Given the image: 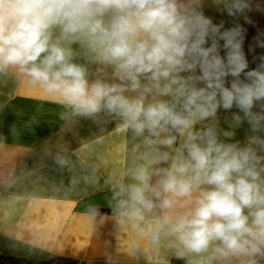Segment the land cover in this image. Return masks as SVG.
Returning <instances> with one entry per match:
<instances>
[{
  "label": "clouds",
  "instance_id": "9594fccd",
  "mask_svg": "<svg viewBox=\"0 0 264 264\" xmlns=\"http://www.w3.org/2000/svg\"><path fill=\"white\" fill-rule=\"evenodd\" d=\"M206 2L0 0V79L57 101L65 127L123 137L127 164L105 183L130 253L264 264V56L250 67L240 23L264 3L211 0L225 27Z\"/></svg>",
  "mask_w": 264,
  "mask_h": 264
},
{
  "label": "crops",
  "instance_id": "0c3cea01",
  "mask_svg": "<svg viewBox=\"0 0 264 264\" xmlns=\"http://www.w3.org/2000/svg\"><path fill=\"white\" fill-rule=\"evenodd\" d=\"M205 12L217 23L223 20L225 27L234 23L211 0ZM249 15L251 24L240 23L247 30L244 48L250 67H255L264 56L257 44L264 40V11ZM61 111L57 101L27 87L22 78L0 79V255L35 261L63 257L80 264H152L147 253H130L137 237L109 208L111 192L105 181L127 164L123 137L112 124L102 127L84 119L65 127ZM57 155L68 163L61 166ZM93 169L96 182L90 179ZM93 206L94 215L88 211Z\"/></svg>",
  "mask_w": 264,
  "mask_h": 264
},
{
  "label": "trees",
  "instance_id": "16d2710c",
  "mask_svg": "<svg viewBox=\"0 0 264 264\" xmlns=\"http://www.w3.org/2000/svg\"><path fill=\"white\" fill-rule=\"evenodd\" d=\"M70 260L63 257H54L46 261H35L22 258L5 257L0 255V264H69Z\"/></svg>",
  "mask_w": 264,
  "mask_h": 264
},
{
  "label": "built area",
  "instance_id": "2783aa9c",
  "mask_svg": "<svg viewBox=\"0 0 264 264\" xmlns=\"http://www.w3.org/2000/svg\"><path fill=\"white\" fill-rule=\"evenodd\" d=\"M69 264H80V262H78V261H70V263Z\"/></svg>",
  "mask_w": 264,
  "mask_h": 264
}]
</instances>
